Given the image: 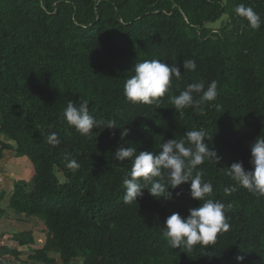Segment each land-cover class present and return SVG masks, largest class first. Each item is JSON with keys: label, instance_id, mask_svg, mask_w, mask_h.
I'll return each instance as SVG.
<instances>
[{"label": "trees", "instance_id": "1", "mask_svg": "<svg viewBox=\"0 0 264 264\" xmlns=\"http://www.w3.org/2000/svg\"><path fill=\"white\" fill-rule=\"evenodd\" d=\"M251 6L264 21V0H0V160L5 151L27 157L34 168L32 189L15 180L9 208L41 218L52 233L28 259L39 264H264V197L235 184L222 167L243 161L250 170V144L264 135V23L253 30L235 13ZM226 20L223 21V19ZM222 21L218 29L210 24ZM162 59L176 63L182 79L172 81L159 104H132L123 94L134 64ZM193 59L196 71H185ZM185 71V72H184ZM218 82V97L201 111L176 112L170 97L194 82ZM86 100L97 119L81 137L63 112L69 101ZM123 128L128 135L121 140ZM203 128L221 157L193 172L213 186L211 199L226 206L229 230L215 245L173 249L163 226L173 212L188 215L200 201L190 182L172 190V200L151 196L123 201L131 164L116 161L118 147L159 151L164 140ZM56 133L61 143L46 137ZM80 165L66 167L64 153ZM227 189V191H226ZM171 190V189H170ZM2 191L1 198H4ZM230 205L231 207H227ZM14 240L35 244L30 234ZM57 247L58 258L51 255ZM21 251L2 246L0 256ZM60 260L61 262H59ZM0 264H6L0 261Z\"/></svg>", "mask_w": 264, "mask_h": 264}, {"label": "clouds", "instance_id": "2", "mask_svg": "<svg viewBox=\"0 0 264 264\" xmlns=\"http://www.w3.org/2000/svg\"><path fill=\"white\" fill-rule=\"evenodd\" d=\"M235 13L246 19L253 30L259 29L264 23L251 6L239 4L235 7ZM183 67L185 71L194 72L197 63L193 59H187L184 60ZM132 69L134 74L126 79L123 88L125 98L132 104L158 105L160 99L170 92L173 79H182L177 64L169 65L162 62V59L137 60ZM218 94L216 80H212L207 87L201 81L188 84L183 91L170 99L176 112H182L185 108L201 111L204 105L210 106L215 102ZM63 116L69 126L87 139H93L92 131L95 128L117 127L112 120H101L93 116L86 100L79 104L69 101ZM128 133L129 129L123 128L121 140ZM206 138L211 140L203 128L186 130L181 139L174 137L164 140L156 152L139 151L137 154L134 147L120 146L113 154L116 161L124 162L127 159L131 164L130 171L123 180L122 202L126 205L137 202L138 197L144 195V189L157 199L172 200L182 195V191H176L174 196L172 190L190 182V195L200 201L199 205L190 208L186 216L173 212L163 226V235L173 249L189 252L196 245H215L218 235L229 230L225 204L210 198L213 193L212 184L202 182L199 172L193 176L194 170L206 160L218 164L221 159L218 152L205 143ZM46 139L53 146L61 143L56 133L49 134ZM250 149V170L245 169L243 161L233 162L222 168L236 185L247 189L258 198L264 197V135L261 134L251 142ZM64 160L69 169H79L80 165L71 158V153L65 152ZM244 259L242 255L236 256L238 264H243Z\"/></svg>", "mask_w": 264, "mask_h": 264}, {"label": "rangeland", "instance_id": "3", "mask_svg": "<svg viewBox=\"0 0 264 264\" xmlns=\"http://www.w3.org/2000/svg\"><path fill=\"white\" fill-rule=\"evenodd\" d=\"M226 18L223 19V21ZM209 26L218 29L222 26V21H219ZM17 159V160H16ZM6 167L0 166V232L7 234H30L34 235L35 244L23 247L19 258H14L9 255L0 256V261L6 264H39L28 259V256L33 254L34 250L43 247L47 239L52 238V233L47 229L44 222L36 216L33 218L21 217L9 208V199L13 190L15 180L23 179L27 182L29 189H32L35 181L34 168L31 161L27 157L17 158L13 154H9L6 161ZM1 165L4 162L0 163ZM2 191H5L4 198H1ZM23 216V215H22ZM42 220V219H41ZM25 231L21 233V231ZM12 241L11 237L7 242ZM40 249V248H39ZM51 255L59 259L57 247H51ZM61 262L60 260H58ZM81 258L75 260L73 264H83Z\"/></svg>", "mask_w": 264, "mask_h": 264}, {"label": "crops", "instance_id": "4", "mask_svg": "<svg viewBox=\"0 0 264 264\" xmlns=\"http://www.w3.org/2000/svg\"><path fill=\"white\" fill-rule=\"evenodd\" d=\"M13 154V152L12 151H5L4 152V157L0 160V163H2V162H4V164H0V166H3V167H1V168H4V167H6L7 166V159H8V156H9V154ZM14 155V154H13ZM17 160V159H16ZM23 215V216H22ZM22 215H20L21 217H28V218H33V216H27V215H24V214H22ZM40 221H41V223L43 224V220H41L40 219ZM25 231L23 230V231H21V233H24ZM14 235L15 234H7V233H3V232H0V250H1V247L2 246H9V247H11V248H14V249H17V250H20V251H22V249H23V247H21L19 244H18V242H16L15 240H14ZM16 235H18V237H21V236H26L25 234H16ZM30 236V235H29ZM34 235H32V237H33ZM9 237H11V239H12V241H10V242H7V240H9ZM36 242V241H35ZM27 247V246H26ZM39 248H41V247H39ZM38 248V249H39Z\"/></svg>", "mask_w": 264, "mask_h": 264}]
</instances>
